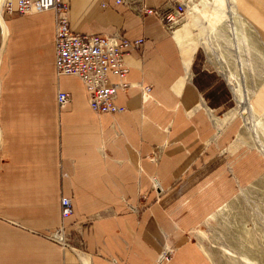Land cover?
<instances>
[{
	"label": "crops",
	"instance_id": "1",
	"mask_svg": "<svg viewBox=\"0 0 264 264\" xmlns=\"http://www.w3.org/2000/svg\"><path fill=\"white\" fill-rule=\"evenodd\" d=\"M180 1L187 12L165 26L124 4L67 0L77 32L146 39L126 57L132 85L115 114L95 113L83 81L57 74L54 10L4 14L0 264H155L166 246L167 264H214L197 229L264 174L236 99L249 89L264 113V0ZM59 92L72 95L65 107ZM62 196L73 198L66 229L79 228L80 256L39 236L62 225Z\"/></svg>",
	"mask_w": 264,
	"mask_h": 264
},
{
	"label": "built area",
	"instance_id": "2",
	"mask_svg": "<svg viewBox=\"0 0 264 264\" xmlns=\"http://www.w3.org/2000/svg\"><path fill=\"white\" fill-rule=\"evenodd\" d=\"M112 2L127 5L141 16H157L165 26L175 24L188 10L185 3L180 0H168L162 7H150L145 0H101V5L103 8H110ZM45 10L55 12L57 74L78 76L83 81L90 107L95 113L101 115L125 111L126 107L117 104V98L118 90H126L132 85L127 81L130 70L126 57L134 51L143 53L146 39L131 40L121 30L114 33L77 32L71 26L67 0H0V24H4L2 21L4 14L26 15L33 11ZM110 74L115 75L117 81L112 82ZM150 89L149 86L143 88L145 100L149 97ZM57 99L59 106L65 107L71 102L72 95L69 92H59ZM153 187L161 192L157 178L153 179ZM141 199H144L143 195ZM73 213V198L62 196V225L46 234L39 233V236L78 255L84 254V241L81 240L78 244L73 242L74 234L79 233V228L71 231L66 229L68 227L66 220ZM174 253L173 247L166 246L155 264L169 263Z\"/></svg>",
	"mask_w": 264,
	"mask_h": 264
},
{
	"label": "rangeland",
	"instance_id": "3",
	"mask_svg": "<svg viewBox=\"0 0 264 264\" xmlns=\"http://www.w3.org/2000/svg\"><path fill=\"white\" fill-rule=\"evenodd\" d=\"M244 90L247 96L236 95L239 112L247 111L241 138L264 155V113L251 107V90L240 87L241 93ZM195 234L214 264H264V174L241 189Z\"/></svg>",
	"mask_w": 264,
	"mask_h": 264
},
{
	"label": "water",
	"instance_id": "4",
	"mask_svg": "<svg viewBox=\"0 0 264 264\" xmlns=\"http://www.w3.org/2000/svg\"><path fill=\"white\" fill-rule=\"evenodd\" d=\"M246 115H247V111H244V112L242 113V116L245 117Z\"/></svg>",
	"mask_w": 264,
	"mask_h": 264
},
{
	"label": "bare ground",
	"instance_id": "5",
	"mask_svg": "<svg viewBox=\"0 0 264 264\" xmlns=\"http://www.w3.org/2000/svg\"><path fill=\"white\" fill-rule=\"evenodd\" d=\"M229 6V5H228ZM247 99V98H246ZM243 101V100H242ZM248 102V101H247ZM244 104H245V101H244ZM248 106H249V104H248ZM248 106H247V108H248ZM246 107V106H245Z\"/></svg>",
	"mask_w": 264,
	"mask_h": 264
}]
</instances>
